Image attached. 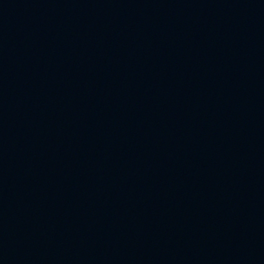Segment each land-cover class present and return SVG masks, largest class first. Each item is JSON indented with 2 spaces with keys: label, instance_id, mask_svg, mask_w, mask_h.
I'll use <instances>...</instances> for the list:
<instances>
[{
  "label": "water",
  "instance_id": "water-1",
  "mask_svg": "<svg viewBox=\"0 0 264 264\" xmlns=\"http://www.w3.org/2000/svg\"><path fill=\"white\" fill-rule=\"evenodd\" d=\"M0 264H264V0H0Z\"/></svg>",
  "mask_w": 264,
  "mask_h": 264
}]
</instances>
